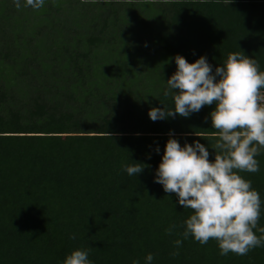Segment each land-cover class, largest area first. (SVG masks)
<instances>
[{"label": "trees", "instance_id": "trees-1", "mask_svg": "<svg viewBox=\"0 0 264 264\" xmlns=\"http://www.w3.org/2000/svg\"><path fill=\"white\" fill-rule=\"evenodd\" d=\"M20 3L0 0V264H63L77 249L91 264H264V246L220 255L215 240L183 239L193 212L155 182L169 138L199 141L214 161L216 103L148 115L174 106L177 55L206 57L214 74L241 53L264 71V0ZM254 158L258 172L234 171L260 195V228L264 150Z\"/></svg>", "mask_w": 264, "mask_h": 264}, {"label": "clouds", "instance_id": "clouds-1", "mask_svg": "<svg viewBox=\"0 0 264 264\" xmlns=\"http://www.w3.org/2000/svg\"><path fill=\"white\" fill-rule=\"evenodd\" d=\"M14 5L21 8L20 0H14ZM24 6L39 9L44 0H26ZM175 63L177 69L167 80L164 92L165 97L172 98L174 106L152 108L148 115L154 122L177 115L188 118L215 102L216 107L210 113L212 126L217 130V139L211 147L215 158L209 160V151L199 141L181 147L176 139L169 138L155 182L166 193H175L179 204L193 212L182 225L183 239L191 235L201 245L215 240L220 255L230 252L247 255L250 250L264 246V235L257 237L253 231L264 234V227L258 228L261 199L252 189L251 181L234 170L259 171L254 157L264 150V71H259L255 59L241 53L229 54L214 74L204 56L189 63L177 55ZM144 167L135 163L125 170L129 176H136ZM175 227L166 229V234L171 235ZM182 242L174 241L177 249ZM88 255L86 250H74L63 264H91ZM178 255V251L172 253L173 257ZM145 259L146 264H151L154 257L148 254Z\"/></svg>", "mask_w": 264, "mask_h": 264}, {"label": "rangeland", "instance_id": "rangeland-1", "mask_svg": "<svg viewBox=\"0 0 264 264\" xmlns=\"http://www.w3.org/2000/svg\"><path fill=\"white\" fill-rule=\"evenodd\" d=\"M99 55H101V54H99ZM99 59H101V58H99ZM97 65H99V62L97 63Z\"/></svg>", "mask_w": 264, "mask_h": 264}]
</instances>
